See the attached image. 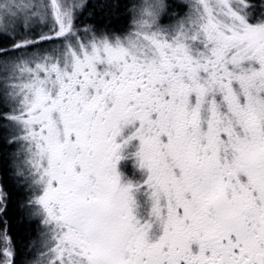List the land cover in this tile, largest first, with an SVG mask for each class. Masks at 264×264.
I'll return each instance as SVG.
<instances>
[{"label": "snow or ice", "instance_id": "obj_1", "mask_svg": "<svg viewBox=\"0 0 264 264\" xmlns=\"http://www.w3.org/2000/svg\"><path fill=\"white\" fill-rule=\"evenodd\" d=\"M82 7L0 0V141L39 225L0 264H264V0H137L119 34Z\"/></svg>", "mask_w": 264, "mask_h": 264}, {"label": "trees", "instance_id": "obj_2", "mask_svg": "<svg viewBox=\"0 0 264 264\" xmlns=\"http://www.w3.org/2000/svg\"><path fill=\"white\" fill-rule=\"evenodd\" d=\"M135 2L137 0H111L112 7L102 8L101 0H84L76 26L81 30L95 27L119 34L122 30H128L131 24L130 9ZM34 35L36 34L34 33ZM35 38L37 37L32 34L27 35V40H35ZM46 43L52 42H44L38 46H43ZM2 44L3 41L0 40V45ZM32 49L34 47L27 51ZM16 150L17 146L9 147L0 141V184H4L6 190H10L12 193V203L9 205L8 213L0 215V221H3L0 223V233L6 234L17 253V261L23 262L30 258V248L36 240L35 236L39 225L35 218L26 216L18 206L25 199L27 190L21 191L18 184L12 179L11 172L8 171L7 161ZM4 249L5 244L0 241V259L3 258Z\"/></svg>", "mask_w": 264, "mask_h": 264}, {"label": "rangeland", "instance_id": "obj_3", "mask_svg": "<svg viewBox=\"0 0 264 264\" xmlns=\"http://www.w3.org/2000/svg\"><path fill=\"white\" fill-rule=\"evenodd\" d=\"M77 2L83 5L84 0H77ZM179 2L182 4H187V3H190L191 0H179ZM80 11H81V9H80ZM184 11L186 12V11H188V9L185 8ZM164 23H169V21L165 20ZM39 31H41V29L37 28L36 32H39ZM44 31L46 32L47 30L44 29ZM23 32H24V34H28V35L32 34L33 36H36V35H34L33 32H26V31H23ZM20 37H21L20 32H18V34L15 35V37H14V39L16 40L17 43H23L25 40H27V39H25V37H27V36H22L23 39ZM58 43H59V41H56L55 43H46L43 46L34 47V49H32V50H28V52H37V51H40L41 49H49L51 47L56 46V44H58ZM19 54H22V52ZM120 167L126 173V175H128L129 177H135L137 174V171H138L135 167V161L133 159L121 161ZM38 236H39V228H38V231H37L36 236H35L36 240H34L33 245L30 248V250H31L30 254L31 255L29 254L30 258L28 260L32 259V254L35 251V248L38 246Z\"/></svg>", "mask_w": 264, "mask_h": 264}, {"label": "flooded vegetation", "instance_id": "obj_4", "mask_svg": "<svg viewBox=\"0 0 264 264\" xmlns=\"http://www.w3.org/2000/svg\"><path fill=\"white\" fill-rule=\"evenodd\" d=\"M20 35H21V37H20V38H22V39H23V37H22V36H27L28 34H24V32H23V31H20ZM25 39H27V37H25Z\"/></svg>", "mask_w": 264, "mask_h": 264}]
</instances>
